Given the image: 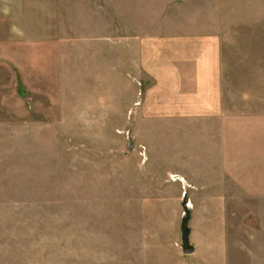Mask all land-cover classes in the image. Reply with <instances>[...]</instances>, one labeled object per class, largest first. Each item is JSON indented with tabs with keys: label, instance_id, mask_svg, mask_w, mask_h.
I'll use <instances>...</instances> for the list:
<instances>
[{
	"label": "rangeland",
	"instance_id": "374dc122",
	"mask_svg": "<svg viewBox=\"0 0 264 264\" xmlns=\"http://www.w3.org/2000/svg\"><path fill=\"white\" fill-rule=\"evenodd\" d=\"M64 3L0 92V263L264 264V0Z\"/></svg>",
	"mask_w": 264,
	"mask_h": 264
},
{
	"label": "crops",
	"instance_id": "0c3cea01",
	"mask_svg": "<svg viewBox=\"0 0 264 264\" xmlns=\"http://www.w3.org/2000/svg\"><path fill=\"white\" fill-rule=\"evenodd\" d=\"M64 4V0H0V92L10 90L13 80L17 81L18 71L21 70L23 61L26 64L25 68H33L35 45L50 44L59 37V33L55 30L58 29L60 11ZM212 72L211 74L206 72L203 84L215 83L214 79L219 75L214 70ZM206 114L212 121L215 117L220 120V114L215 116V110ZM206 123L209 124L208 120ZM218 136L219 156L224 158V161L218 165L219 173L220 168H223V173L229 174L227 180L235 184L241 182V174L256 172L252 166L249 167L247 166L249 164H246V157L249 156L244 155V149L240 147L241 137L238 132H226L223 128L222 132H218ZM207 147V154L214 157L216 144L209 142ZM214 166V164L211 165V167ZM229 186L227 184L225 187Z\"/></svg>",
	"mask_w": 264,
	"mask_h": 264
},
{
	"label": "water",
	"instance_id": "95a60500",
	"mask_svg": "<svg viewBox=\"0 0 264 264\" xmlns=\"http://www.w3.org/2000/svg\"><path fill=\"white\" fill-rule=\"evenodd\" d=\"M191 213L187 210L186 216L183 218L182 222V233H183V249L185 254H192L195 252V247L189 242L190 228L188 222L190 220Z\"/></svg>",
	"mask_w": 264,
	"mask_h": 264
}]
</instances>
